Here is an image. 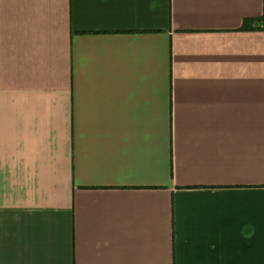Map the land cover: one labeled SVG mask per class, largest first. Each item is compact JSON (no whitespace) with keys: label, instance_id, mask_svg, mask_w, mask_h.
Wrapping results in <instances>:
<instances>
[{"label":"crops","instance_id":"1","mask_svg":"<svg viewBox=\"0 0 264 264\" xmlns=\"http://www.w3.org/2000/svg\"><path fill=\"white\" fill-rule=\"evenodd\" d=\"M263 4L0 0V264H264Z\"/></svg>","mask_w":264,"mask_h":264},{"label":"clouds","instance_id":"2","mask_svg":"<svg viewBox=\"0 0 264 264\" xmlns=\"http://www.w3.org/2000/svg\"><path fill=\"white\" fill-rule=\"evenodd\" d=\"M255 232H256V228L253 224H248L243 229V235L245 238H251L252 236L255 235Z\"/></svg>","mask_w":264,"mask_h":264},{"label":"trees","instance_id":"3","mask_svg":"<svg viewBox=\"0 0 264 264\" xmlns=\"http://www.w3.org/2000/svg\"><path fill=\"white\" fill-rule=\"evenodd\" d=\"M250 20H254V19H244L242 23V28H254L253 25H250ZM260 20H263V24H264V4H263V11Z\"/></svg>","mask_w":264,"mask_h":264}]
</instances>
